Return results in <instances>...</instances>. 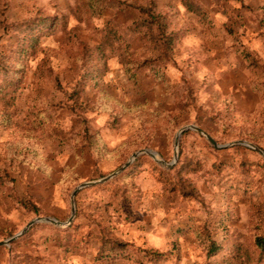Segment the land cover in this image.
<instances>
[{
	"label": "rangeland",
	"instance_id": "1",
	"mask_svg": "<svg viewBox=\"0 0 264 264\" xmlns=\"http://www.w3.org/2000/svg\"><path fill=\"white\" fill-rule=\"evenodd\" d=\"M121 1L154 4L166 17L169 58L135 33L138 12L108 8L99 17L87 0H0V66L13 71L0 80V242L38 217L67 222L75 188L109 176L137 151L171 164L185 126L221 145L264 150V0H194L203 15L183 0ZM42 20L52 26L25 53ZM110 22L122 38L113 49L103 43ZM85 125L92 145L82 141ZM179 162L191 166L202 203L165 191L155 168ZM25 195L40 215L18 204ZM75 200L69 227L34 225L0 247V264H224L237 242L259 233L253 205H264V158L243 146L217 150L187 131L174 166L140 156ZM104 234L128 243L126 253L102 260ZM210 239L223 247L212 257ZM144 251L164 257L148 261Z\"/></svg>",
	"mask_w": 264,
	"mask_h": 264
},
{
	"label": "trees",
	"instance_id": "2",
	"mask_svg": "<svg viewBox=\"0 0 264 264\" xmlns=\"http://www.w3.org/2000/svg\"><path fill=\"white\" fill-rule=\"evenodd\" d=\"M88 9L95 13L97 16L103 15L106 12V9H115L122 11H135L138 12L139 19L137 21V26L134 29L135 33H142L143 36L147 38L149 43L152 45V48L155 52L159 53V58H169L172 52V37L168 33V24L166 17L158 13L154 4L150 5H134L128 2H123L121 0H87ZM218 3L227 2V1H237L242 2L243 0H217ZM184 6L187 7L191 12L196 15H203L202 8L199 7L194 0H183ZM48 20H42L37 27H41L31 38L26 39L27 48L24 49L26 53L27 49L35 48L44 33L47 32L52 26L51 23H47ZM28 30H31L29 28ZM121 35L115 26L110 24L106 25V34L103 39L105 47L113 49L116 43L121 40ZM4 68L0 66V80L8 81L9 77L13 73L12 70H3ZM9 85V83H8ZM0 91L4 88H1ZM82 141L86 145H92L96 142L95 136L91 133L90 128L87 125L84 126V135ZM156 167V166H155ZM161 181L164 185L166 192L174 193L178 192L181 196L188 199L196 200L202 203V197L195 187V185L188 178V174L192 171L190 165L186 163L179 162L176 169L171 171H164L159 168ZM4 183L3 178L0 175V187ZM18 204L22 206L27 211L34 213L36 215L41 214L40 207L34 203V201L29 196H24L21 199H16ZM254 215L257 217L256 227L258 234L253 239L250 244H245L242 242H237L227 259L224 261V264H264V205L263 204H254L253 205ZM102 248L100 254L102 255V260L107 259L112 256H119L124 254L127 251L128 243L116 240L114 238H109L107 235H103L101 239ZM208 256H216L222 250V243H218L215 240L210 239L208 244ZM144 255L141 256L142 259H147L148 261H160L163 259L164 254L159 252H143Z\"/></svg>",
	"mask_w": 264,
	"mask_h": 264
},
{
	"label": "water",
	"instance_id": "3",
	"mask_svg": "<svg viewBox=\"0 0 264 264\" xmlns=\"http://www.w3.org/2000/svg\"><path fill=\"white\" fill-rule=\"evenodd\" d=\"M187 131L197 132L199 135L203 136L210 143V145H212L217 150H223V149H226V148H229L232 146H243V147L249 148L251 150H254L255 152H257L258 154H260L264 158V150H262L261 148L257 147L256 145H254L250 142L237 141V142H233L230 144L221 145V144H218V142L210 134H208L206 131H204L202 128H200L196 125L185 126V127L181 128L176 134L175 141H174V160L171 164H167L163 160V158L154 150L144 149V150L137 151L134 154H132V156L130 157L128 162H126L121 168H119L117 171L110 174L109 176L102 178L100 180H97V181L84 182L75 188V190L73 191V193L71 195V200H70L71 216L67 222H61V221H59L55 218H51V217L35 218L31 222H29L27 224V226L22 231H20L18 234H16L15 236H13L12 238H10L8 240L0 242V247L10 246L12 243L16 242L18 239L23 237L36 224L44 223V224L53 225V226L59 227V228L69 227L74 222V219H75L76 213H77V206H76V200H75L77 194L86 188L101 185V184H104V183L112 180L113 178H115L116 176H118L119 174L124 172L127 168H129L135 162V160L140 156H143V155L149 156L158 165L165 167V168H170V167L174 166L177 163V160L179 157V147H180L181 138H182L183 134Z\"/></svg>",
	"mask_w": 264,
	"mask_h": 264
}]
</instances>
